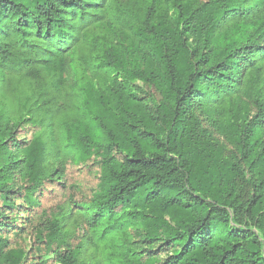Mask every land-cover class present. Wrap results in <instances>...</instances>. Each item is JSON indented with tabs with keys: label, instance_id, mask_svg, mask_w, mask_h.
<instances>
[{
	"label": "trees",
	"instance_id": "16d2710c",
	"mask_svg": "<svg viewBox=\"0 0 264 264\" xmlns=\"http://www.w3.org/2000/svg\"><path fill=\"white\" fill-rule=\"evenodd\" d=\"M263 53L264 0H0V264H82L70 163L88 264H264Z\"/></svg>",
	"mask_w": 264,
	"mask_h": 264
},
{
	"label": "rangeland",
	"instance_id": "374dc122",
	"mask_svg": "<svg viewBox=\"0 0 264 264\" xmlns=\"http://www.w3.org/2000/svg\"><path fill=\"white\" fill-rule=\"evenodd\" d=\"M210 0H201L202 3L208 2ZM78 54L89 55L87 46H81L77 50ZM264 53L259 56V58H264ZM74 72L71 74V81L73 82ZM134 93L140 100H143L146 106L150 111H154L155 107L162 102V96L157 91V89L153 85H149L147 83L136 81L133 84ZM246 102H250V100L245 98ZM250 107L252 112L255 111V106L252 102H250ZM218 133L215 132V135ZM91 164V162L89 163ZM87 164H82L79 167H74L73 164L70 163V166L66 167V180L65 184H67V189L63 191L62 189H56V196L52 197V199L47 203L48 208L53 211L56 208H64L67 211L66 222H65V230L69 232V235L72 240L77 242H81L83 237V232L85 231L87 234L84 243L85 245H90L82 256V264H88L90 259L93 256V252L91 251L93 248H96L94 244L91 243V225L92 221L90 216L91 205L88 200V207L90 205V209H86L81 206L82 194H88V189L97 184L96 174H102V168L99 166H94L92 172H90L86 168ZM89 212V213H88ZM66 214V213H65ZM132 238L129 240V244L136 249L142 250L144 247H147L148 244L144 241V238L136 235L134 230L129 229ZM90 237V238H89Z\"/></svg>",
	"mask_w": 264,
	"mask_h": 264
}]
</instances>
